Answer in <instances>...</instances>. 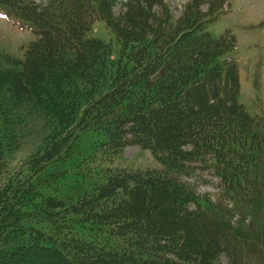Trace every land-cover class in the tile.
I'll return each instance as SVG.
<instances>
[{"label": "trees", "instance_id": "16d2710c", "mask_svg": "<svg viewBox=\"0 0 264 264\" xmlns=\"http://www.w3.org/2000/svg\"><path fill=\"white\" fill-rule=\"evenodd\" d=\"M227 4L0 0L36 35L0 54V264H244L233 221L264 216V116L240 101L236 37L208 31ZM34 117L44 138L7 173ZM130 146L157 166L124 165Z\"/></svg>", "mask_w": 264, "mask_h": 264}, {"label": "rangeland", "instance_id": "374dc122", "mask_svg": "<svg viewBox=\"0 0 264 264\" xmlns=\"http://www.w3.org/2000/svg\"><path fill=\"white\" fill-rule=\"evenodd\" d=\"M188 1L166 0L176 16ZM115 11L119 14L121 7H117ZM225 11L209 26L208 31L214 37H221L227 31L236 37L235 55L240 68V101L251 115L264 116V0H228ZM3 14L5 12L0 10V54L23 57L22 50L36 39V35L29 29L21 28L19 22L9 21ZM94 36L107 42L114 39L104 21L95 23ZM30 121L23 131L24 138L20 140L21 143L7 161V173L17 170L34 153L44 138L43 119L34 117ZM124 158V165L128 164L135 168L157 166L150 153L135 146L125 150ZM7 173L3 172V179ZM199 176L210 183L200 181L198 192L210 196L215 201L220 191L214 185L218 180L207 172H202ZM237 227L244 228L238 230L244 263L264 264V216L259 220L257 230H253L255 227L252 216L242 219Z\"/></svg>", "mask_w": 264, "mask_h": 264}]
</instances>
